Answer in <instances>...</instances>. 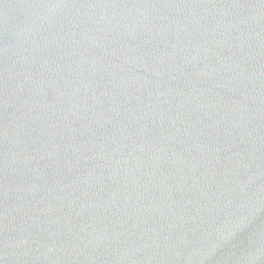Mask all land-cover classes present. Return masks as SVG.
Masks as SVG:
<instances>
[{
    "label": "water",
    "instance_id": "1",
    "mask_svg": "<svg viewBox=\"0 0 264 264\" xmlns=\"http://www.w3.org/2000/svg\"><path fill=\"white\" fill-rule=\"evenodd\" d=\"M0 264H264V0H0Z\"/></svg>",
    "mask_w": 264,
    "mask_h": 264
}]
</instances>
